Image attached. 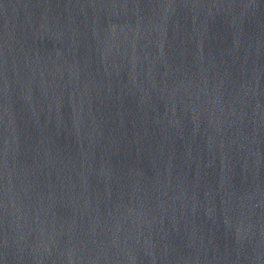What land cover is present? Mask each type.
<instances>
[{"label": "water", "instance_id": "obj_1", "mask_svg": "<svg viewBox=\"0 0 264 264\" xmlns=\"http://www.w3.org/2000/svg\"><path fill=\"white\" fill-rule=\"evenodd\" d=\"M0 264H264V0H0Z\"/></svg>", "mask_w": 264, "mask_h": 264}]
</instances>
